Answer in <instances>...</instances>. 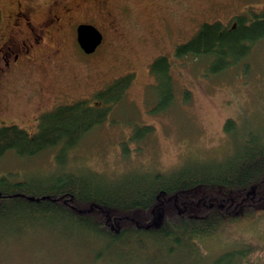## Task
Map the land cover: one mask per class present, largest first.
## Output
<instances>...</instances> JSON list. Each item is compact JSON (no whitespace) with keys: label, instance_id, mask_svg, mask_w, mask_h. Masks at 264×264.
Listing matches in <instances>:
<instances>
[{"label":"rangeland","instance_id":"obj_1","mask_svg":"<svg viewBox=\"0 0 264 264\" xmlns=\"http://www.w3.org/2000/svg\"><path fill=\"white\" fill-rule=\"evenodd\" d=\"M15 1L0 0V30L8 25ZM48 1L38 0L35 5L26 2L33 8L41 7L32 10L34 21L49 6ZM62 1L53 0L50 7L59 9ZM90 1L97 2L96 10L84 11L76 17L78 21L87 20L103 33L95 54L77 49V56L67 57L61 70L52 68L51 71L42 60L31 63L17 78L18 85L12 91L7 90L12 103L10 110L0 105L1 124L14 120L19 126L25 124L24 128L32 133L37 122L34 116L43 108L80 99L93 104L98 90L131 73L132 78L119 101L100 102L99 105L109 107L105 119L68 150L64 171L92 170L117 178L131 171H172L189 160L222 159L232 148L229 136L223 131L227 118L234 119L240 133L251 125L264 135V40L257 42L240 63L218 74H206L209 57L179 58L174 54L175 46L191 38L200 24L219 20L227 25L237 14L258 12L264 0ZM160 55H166L170 62L171 89L175 94L165 110L154 109L161 94L149 71L152 60ZM45 71L52 72V84L57 87L45 83L39 75ZM37 78L38 97L34 96L29 106L24 105L23 97L29 96ZM41 82L45 83L44 91L39 87ZM61 89L64 92H58ZM143 125L151 129L134 133L136 126ZM132 135L140 139L135 140ZM56 150L45 149L23 159L8 151L0 159V174L46 176L58 166L54 159ZM257 211L255 215L227 224L228 229L221 237L207 240L203 249L206 260L202 264L210 263L229 247L240 248L243 241L252 250L233 264H264V209ZM63 223L55 230L38 225L23 235L0 241V264H197L196 260H185L180 254L166 258L160 253L153 261L133 241L127 246L116 244L114 248L100 245L103 252L96 258L95 253L100 251L97 245L96 249L89 247L83 235L71 234L74 230Z\"/></svg>","mask_w":264,"mask_h":264},{"label":"trees","instance_id":"obj_2","mask_svg":"<svg viewBox=\"0 0 264 264\" xmlns=\"http://www.w3.org/2000/svg\"><path fill=\"white\" fill-rule=\"evenodd\" d=\"M249 12L237 14L227 25L205 21L191 38L175 46V56L209 57L206 74L240 63L264 40V6ZM1 16L0 10V21ZM170 67L166 55L149 66L161 94L155 110H165L174 100ZM131 78V73L121 76L98 90L93 104L77 100L43 113L33 133L17 124H0V159L8 151L23 159L57 148L58 165L46 176L0 174V241L42 224L55 230L65 222L74 230L71 234L88 240L89 247L97 245L96 258L103 252L100 245L114 248L133 241L153 261L160 253L166 258L180 254L202 264L207 240L221 237L232 221L264 209V135L251 125L240 133L233 118L223 123L232 148L222 159L189 160L172 171H131L117 178L92 170L64 171L68 150L105 119L109 107L100 102L119 101ZM135 128L136 134L151 129ZM248 245L243 241L240 248L229 247L205 264H233L252 250Z\"/></svg>","mask_w":264,"mask_h":264},{"label":"flooded vegetation","instance_id":"obj_3","mask_svg":"<svg viewBox=\"0 0 264 264\" xmlns=\"http://www.w3.org/2000/svg\"><path fill=\"white\" fill-rule=\"evenodd\" d=\"M27 1H30L34 5L38 2V0ZM27 1H15L13 12L7 21L8 25L6 28L0 30V105L2 108H7L8 110H10V104L12 103L11 98L8 96V91L18 85L17 78L22 75L25 69L30 67L31 63L42 60L46 62L51 71L55 70V68L61 70L67 57H74L77 49L83 52L79 46V42H77L76 28L83 22H89L87 20L78 21L76 16L84 11H87V13L95 11L97 4V2L92 3L90 0H78L76 2L73 0L71 4L61 0L59 9H54L50 7L53 0H49V6L45 9L43 7L44 10L41 16L38 20L34 21L32 10L41 9V7H34V9L31 4H26ZM95 51L96 49L89 54H95ZM50 74L52 72L47 73L45 71L39 75L44 78L45 83L47 82L50 86L57 87L55 84H52L53 78L50 77ZM36 80L37 83H32L31 85L33 90L29 91V96L23 97L22 102L24 105L29 106L31 99L37 96L36 87L38 86L39 79L37 78ZM42 82L39 84V87L44 91L46 89L44 87L45 83ZM60 91L63 90L61 89L58 92ZM98 101L95 102L98 103ZM65 103H55L53 108L45 107L42 112L36 114L34 117L37 119V122L33 131L38 128L39 119L43 113L50 112L56 106ZM0 122H3V120L0 119ZM5 123L15 124V121L12 120L11 123ZM24 125L20 127L24 128ZM33 131L31 132L33 133Z\"/></svg>","mask_w":264,"mask_h":264},{"label":"water","instance_id":"obj_4","mask_svg":"<svg viewBox=\"0 0 264 264\" xmlns=\"http://www.w3.org/2000/svg\"><path fill=\"white\" fill-rule=\"evenodd\" d=\"M77 42L80 48L85 53L93 52L96 47L101 43L102 32L91 23L79 24L76 28Z\"/></svg>","mask_w":264,"mask_h":264}]
</instances>
